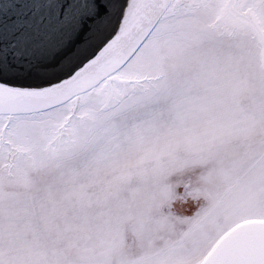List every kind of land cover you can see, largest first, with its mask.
<instances>
[{"label": "snow or ice", "instance_id": "obj_1", "mask_svg": "<svg viewBox=\"0 0 264 264\" xmlns=\"http://www.w3.org/2000/svg\"><path fill=\"white\" fill-rule=\"evenodd\" d=\"M105 125L97 191L5 192ZM0 264H264V0H0Z\"/></svg>", "mask_w": 264, "mask_h": 264}, {"label": "rangeland", "instance_id": "obj_2", "mask_svg": "<svg viewBox=\"0 0 264 264\" xmlns=\"http://www.w3.org/2000/svg\"><path fill=\"white\" fill-rule=\"evenodd\" d=\"M166 67L169 71L172 70L173 66L178 63L175 58L167 60ZM120 129L121 133L126 131L120 121L114 122ZM132 122L128 124L130 128ZM108 125L104 127L97 128L94 135L97 138V143L94 145L92 151L81 155L80 157L72 160L67 164H63L60 167H57L55 164H48L44 167H39L34 170L29 177V184L25 187L23 184H5V192L8 193H18L21 196H31L40 201L55 200L62 201L64 200L74 189L75 186L80 184H85L88 186L90 192L97 191L96 184L92 182V177L89 176V164L91 163L95 153L100 150L106 143L110 133H106L105 129ZM123 139V136H121ZM126 149V146H125ZM125 157L128 160H134L136 158V153H128L125 151ZM124 165V158L120 160L119 163H114L111 160L104 161L99 165L98 177L99 178H111L114 168H122ZM137 188V181L135 177H132L130 182L125 184L120 192L117 199L111 201L113 211H120V201H128L131 205V210L135 211L136 209L143 206L145 200L151 195V189L146 186H141L136 192L135 198L130 197V190ZM177 197H183L185 193L182 189L177 190L175 193ZM192 202L189 204L180 203L179 199L174 211L177 212H188L191 211ZM101 211L100 208L95 205L90 208V215H97ZM128 211V209H124Z\"/></svg>", "mask_w": 264, "mask_h": 264}]
</instances>
